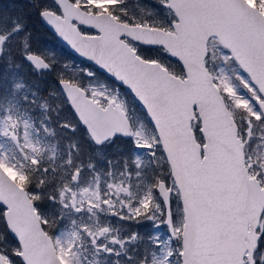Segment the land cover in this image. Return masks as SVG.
<instances>
[{
	"label": "snow or ice",
	"instance_id": "snow-or-ice-1",
	"mask_svg": "<svg viewBox=\"0 0 264 264\" xmlns=\"http://www.w3.org/2000/svg\"><path fill=\"white\" fill-rule=\"evenodd\" d=\"M31 3L83 64L0 16V264H264V0Z\"/></svg>",
	"mask_w": 264,
	"mask_h": 264
},
{
	"label": "trees",
	"instance_id": "trees-1",
	"mask_svg": "<svg viewBox=\"0 0 264 264\" xmlns=\"http://www.w3.org/2000/svg\"><path fill=\"white\" fill-rule=\"evenodd\" d=\"M0 16L24 18L27 21L26 27L31 29L35 39L39 41V47L55 51L62 60L71 61L72 64H83L82 59L67 50L53 32L43 23L38 11L32 7L31 0H0ZM60 44L62 45L61 48L58 46ZM21 74L24 75L26 81L35 80V75L30 72L22 71ZM42 79L45 90L50 87H58L54 75H49Z\"/></svg>",
	"mask_w": 264,
	"mask_h": 264
},
{
	"label": "flooded vegetation",
	"instance_id": "flooded-vegetation-1",
	"mask_svg": "<svg viewBox=\"0 0 264 264\" xmlns=\"http://www.w3.org/2000/svg\"><path fill=\"white\" fill-rule=\"evenodd\" d=\"M77 56V55H76ZM139 231H141L142 233H148L150 232L152 229L150 227V225H148V229H146L145 227H142V225L138 226Z\"/></svg>",
	"mask_w": 264,
	"mask_h": 264
},
{
	"label": "water",
	"instance_id": "water-1",
	"mask_svg": "<svg viewBox=\"0 0 264 264\" xmlns=\"http://www.w3.org/2000/svg\"><path fill=\"white\" fill-rule=\"evenodd\" d=\"M43 21V20H42ZM43 23L48 27V25L43 21ZM49 28V27H48ZM50 29V28H49ZM51 30V29H50ZM52 31V30H51ZM53 32V31H52ZM54 33V32H53ZM55 34V33H54ZM59 38V37H58ZM62 42V44L69 50L73 51L65 42H63L62 40H60ZM74 52V51H73ZM75 53V52H74ZM76 54V53H75Z\"/></svg>",
	"mask_w": 264,
	"mask_h": 264
},
{
	"label": "rangeland",
	"instance_id": "rangeland-1",
	"mask_svg": "<svg viewBox=\"0 0 264 264\" xmlns=\"http://www.w3.org/2000/svg\"><path fill=\"white\" fill-rule=\"evenodd\" d=\"M60 48L62 47V45L60 44V45H58ZM73 65V67H75L76 66V64H72ZM78 65V64H77ZM80 65H82V64H80ZM82 75V74H81ZM142 227H145L146 229H148V224H143L142 225Z\"/></svg>",
	"mask_w": 264,
	"mask_h": 264
}]
</instances>
